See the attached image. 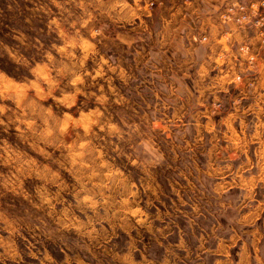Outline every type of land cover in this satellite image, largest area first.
<instances>
[{"label":"rangeland","instance_id":"1","mask_svg":"<svg viewBox=\"0 0 264 264\" xmlns=\"http://www.w3.org/2000/svg\"><path fill=\"white\" fill-rule=\"evenodd\" d=\"M102 21L88 0H0V264H135L162 186H197Z\"/></svg>","mask_w":264,"mask_h":264},{"label":"crops","instance_id":"2","mask_svg":"<svg viewBox=\"0 0 264 264\" xmlns=\"http://www.w3.org/2000/svg\"><path fill=\"white\" fill-rule=\"evenodd\" d=\"M149 1L88 0L101 8L104 47L122 49L113 68L149 88L137 91L152 98L146 120L181 129L183 169L198 175L197 186H162L140 247L136 236L147 258L135 264H264L263 48L254 27L221 19L226 6L259 0Z\"/></svg>","mask_w":264,"mask_h":264},{"label":"built area","instance_id":"3","mask_svg":"<svg viewBox=\"0 0 264 264\" xmlns=\"http://www.w3.org/2000/svg\"><path fill=\"white\" fill-rule=\"evenodd\" d=\"M149 7H153L154 2H148ZM221 19L224 23L229 20H234L238 23L247 24L250 27H254L257 31V36L262 46V54L264 57V0H259L258 5L252 8V5L246 3H238L236 5L226 6L224 10L221 11ZM203 40L206 39L204 36ZM240 51L242 53H247V46H240ZM258 56L256 54L248 55V62L251 66H255L257 63ZM220 107V103L217 104Z\"/></svg>","mask_w":264,"mask_h":264}]
</instances>
